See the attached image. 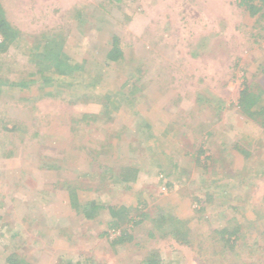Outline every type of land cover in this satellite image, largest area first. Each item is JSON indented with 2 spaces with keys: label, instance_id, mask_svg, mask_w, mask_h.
Instances as JSON below:
<instances>
[{
  "label": "rangeland",
  "instance_id": "1",
  "mask_svg": "<svg viewBox=\"0 0 264 264\" xmlns=\"http://www.w3.org/2000/svg\"><path fill=\"white\" fill-rule=\"evenodd\" d=\"M242 2L0 0V264H264V126L240 106L264 7Z\"/></svg>",
  "mask_w": 264,
  "mask_h": 264
},
{
  "label": "trees",
  "instance_id": "2",
  "mask_svg": "<svg viewBox=\"0 0 264 264\" xmlns=\"http://www.w3.org/2000/svg\"><path fill=\"white\" fill-rule=\"evenodd\" d=\"M242 4L246 3L248 4V8L250 9V11H252L253 13H257L260 10H262V8L264 7V0H260L263 3L261 5H256L254 3H252L253 0H242ZM11 27L10 25H8L7 21L4 20L1 16H0V32L2 34H4V38L0 43V46H4L9 42V36L10 33H12L11 31ZM122 52L121 49L118 46L113 47L110 50L109 53V57L113 60H117L119 57H121ZM50 61L51 63H53L57 69L62 72L65 73V69H64V62L61 60L59 53H56L53 51L51 52V56H50ZM63 68V69H62ZM19 85H25L24 82L19 83ZM262 93H264V91H254L252 86H246L244 87V89L241 92V96H240V106L243 110V112L249 114L252 118H255L256 120L258 118H260V122L262 124V126H264V100H263V95ZM241 147V146H240ZM242 151H246L245 147H241ZM137 174L138 171L136 168L134 169H129L127 168L126 170H124L122 173H120L119 176V180H121L122 182L125 183H129V182H133L137 180ZM71 200H72V205L76 208V210L79 213H83L87 218L89 219H93L94 217L97 216V214L99 213V210L104 209V205L100 204V203H91V202H81L76 193L73 191L71 194ZM109 210L111 211L112 215L115 217L114 222L116 223V225L119 223V218L118 217V213L123 211H126L127 209L125 207H122L121 209H116L114 206L110 207ZM121 210V211H120ZM178 221V220H177ZM176 221V223H177ZM127 228L125 229L124 232H122L121 235H118L115 237L114 239V243H120L122 241H124V239H126V237H128V233L126 232ZM176 238H181L182 236L178 235L177 233H175ZM177 234V235H176ZM180 240V239H179ZM13 264H17L16 261ZM147 264H165L163 263V261L158 257V256H154L152 255L151 258H149L147 260Z\"/></svg>",
  "mask_w": 264,
  "mask_h": 264
}]
</instances>
